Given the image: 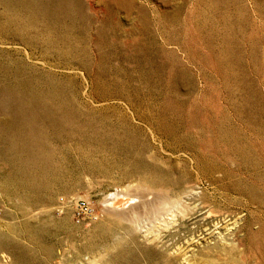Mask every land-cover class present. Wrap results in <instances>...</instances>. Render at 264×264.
<instances>
[{
  "label": "rangeland",
  "instance_id": "1",
  "mask_svg": "<svg viewBox=\"0 0 264 264\" xmlns=\"http://www.w3.org/2000/svg\"><path fill=\"white\" fill-rule=\"evenodd\" d=\"M0 264H264V0H0Z\"/></svg>",
  "mask_w": 264,
  "mask_h": 264
},
{
  "label": "bare ground",
  "instance_id": "2",
  "mask_svg": "<svg viewBox=\"0 0 264 264\" xmlns=\"http://www.w3.org/2000/svg\"><path fill=\"white\" fill-rule=\"evenodd\" d=\"M127 190V189H125ZM130 195V194H129ZM128 196V193L127 191H119L117 194H114L113 196L111 195L110 197H108L107 199H105L103 202H104V210L105 212L112 216L113 218H119V219H124L126 220V222H129L131 223L132 225L134 226H137L139 224V220H138V217L137 215L134 213L133 211V207L139 203L138 199L136 197L131 198L132 199H128L127 198ZM185 196V195H184ZM174 201V200H173ZM141 203V202H140ZM146 203V202H145ZM154 203V202H153ZM158 203V202H157ZM142 204V203H141ZM140 204V207L142 206ZM173 206H172V210H174L176 213H182L183 210L182 208L180 207V204L178 203V201L176 203H172ZM146 205V204H145ZM159 206V205H158ZM154 207V206H153ZM168 207V206H166ZM170 207V206H169ZM146 208V207H145ZM171 210V211H172ZM164 211H167V209H156L155 210V214H156V219L158 220L160 226H162V228H170L172 226V222L166 220L165 218H163V215H164ZM170 210H168L169 212ZM170 211V213H171ZM167 212V213H168ZM174 212V213H175ZM179 214V215H180ZM176 224V223H175ZM159 226V225H158ZM138 227V226H137ZM172 229V228H171ZM151 233V232H150ZM160 235H158L157 233L156 234H153L150 236H146V240L151 242V243H158L160 240L159 238ZM192 236V235H191ZM195 239V238H194ZM190 240V239H189ZM183 242V241H182ZM191 242V241H190ZM160 243V242H159ZM193 245V242L192 243H188L185 245V248H182L183 251L181 250V247H177L174 252H172V255L174 256H180V257H184V258H187L186 256L188 255V253H191L190 251H187V252H184V250ZM176 246V245H175ZM184 247V246H183ZM194 248V247H193ZM191 249V248H190ZM191 256V254H189ZM189 256V257H190ZM178 258V257H177ZM181 259V258H180Z\"/></svg>",
  "mask_w": 264,
  "mask_h": 264
},
{
  "label": "built area",
  "instance_id": "3",
  "mask_svg": "<svg viewBox=\"0 0 264 264\" xmlns=\"http://www.w3.org/2000/svg\"><path fill=\"white\" fill-rule=\"evenodd\" d=\"M70 204L74 209V216L77 218V222L83 219H94L93 210L85 199L72 198Z\"/></svg>",
  "mask_w": 264,
  "mask_h": 264
}]
</instances>
